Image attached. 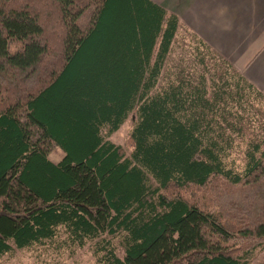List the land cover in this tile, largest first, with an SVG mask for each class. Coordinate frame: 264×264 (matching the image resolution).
<instances>
[{
    "label": "trees",
    "instance_id": "obj_1",
    "mask_svg": "<svg viewBox=\"0 0 264 264\" xmlns=\"http://www.w3.org/2000/svg\"><path fill=\"white\" fill-rule=\"evenodd\" d=\"M179 30L150 0H0V258L264 264V94L196 34L167 69Z\"/></svg>",
    "mask_w": 264,
    "mask_h": 264
},
{
    "label": "crops",
    "instance_id": "obj_2",
    "mask_svg": "<svg viewBox=\"0 0 264 264\" xmlns=\"http://www.w3.org/2000/svg\"><path fill=\"white\" fill-rule=\"evenodd\" d=\"M264 94V0H150Z\"/></svg>",
    "mask_w": 264,
    "mask_h": 264
},
{
    "label": "rangeland",
    "instance_id": "obj_3",
    "mask_svg": "<svg viewBox=\"0 0 264 264\" xmlns=\"http://www.w3.org/2000/svg\"><path fill=\"white\" fill-rule=\"evenodd\" d=\"M194 33L186 28H180L177 34V39L184 42L182 44H175V51L170 56L167 69L173 67L171 65H177L180 58H183L186 53L189 55L192 50H188L193 47L192 40L194 39ZM184 66V64H181ZM237 77L232 78V81H236ZM241 85V83H240ZM245 89V88H244ZM133 117H129L121 128L115 132L110 140L115 144L123 146L126 152L129 154L130 148L127 145V139L133 128ZM63 157V152L60 148H55L49 153V158L53 162H58ZM121 251V248H118ZM68 249H63L60 253H49L50 256H39L36 251L17 250L12 254L6 255L0 258V264H95L93 261L91 252L87 248L79 249L71 257L68 256ZM121 253V252H120Z\"/></svg>",
    "mask_w": 264,
    "mask_h": 264
}]
</instances>
